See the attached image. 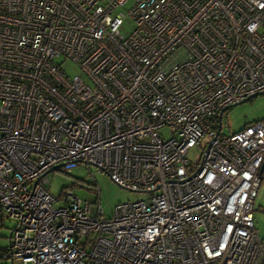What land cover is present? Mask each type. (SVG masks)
<instances>
[{"label": "built area", "instance_id": "obj_1", "mask_svg": "<svg viewBox=\"0 0 264 264\" xmlns=\"http://www.w3.org/2000/svg\"><path fill=\"white\" fill-rule=\"evenodd\" d=\"M258 92L264 0H0V264H264V118L222 130ZM80 163L148 199L45 186Z\"/></svg>", "mask_w": 264, "mask_h": 264}, {"label": "rangeland", "instance_id": "obj_2", "mask_svg": "<svg viewBox=\"0 0 264 264\" xmlns=\"http://www.w3.org/2000/svg\"><path fill=\"white\" fill-rule=\"evenodd\" d=\"M124 32L128 33L133 27V22L130 19L126 20L123 25ZM67 70L70 73L81 72L78 64H74L71 60L64 61ZM264 118V92L247 99V101L237 103L232 107L225 110L223 115V132L236 131L246 124ZM164 133L168 136L170 132L164 129ZM206 140L203 139L202 144L193 146L188 153L193 164L201 161ZM262 183L259 187L258 195L255 199V225L258 227L261 237H264V172L262 173ZM45 186L55 196L61 194L63 191L73 189L79 197L90 200L92 212L97 211L98 205V191L101 189V202L104 208L105 215H109L118 201H126L136 198H146L148 195L141 194L132 190L122 187L119 183H115L110 177L109 173L100 170L95 165L89 169L86 163H80L72 167L70 170L64 167H57L46 173ZM3 226L0 228V244H9V234L13 226L14 220L7 219L4 221ZM16 264H21L17 261Z\"/></svg>", "mask_w": 264, "mask_h": 264}, {"label": "water", "instance_id": "obj_3", "mask_svg": "<svg viewBox=\"0 0 264 264\" xmlns=\"http://www.w3.org/2000/svg\"><path fill=\"white\" fill-rule=\"evenodd\" d=\"M259 93H262V92H258L257 94H254V95H252V96H250V97H247V99H249V98H251V97H254V96L258 95ZM247 99H244V100L239 101V102H237V103L247 101ZM237 103H235V104H237ZM235 104H234V105H235ZM232 106H233V105H231L230 107H232ZM219 130L221 131V125H220V127H219ZM262 165H263V166H262L261 172L264 171V163H263ZM59 166H60V165H59Z\"/></svg>", "mask_w": 264, "mask_h": 264}, {"label": "trees", "instance_id": "obj_4", "mask_svg": "<svg viewBox=\"0 0 264 264\" xmlns=\"http://www.w3.org/2000/svg\"><path fill=\"white\" fill-rule=\"evenodd\" d=\"M223 115H224V113H223ZM219 118V117H218ZM218 121H219V123L221 122V120H220V118L219 119H217Z\"/></svg>", "mask_w": 264, "mask_h": 264}]
</instances>
